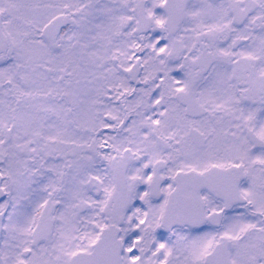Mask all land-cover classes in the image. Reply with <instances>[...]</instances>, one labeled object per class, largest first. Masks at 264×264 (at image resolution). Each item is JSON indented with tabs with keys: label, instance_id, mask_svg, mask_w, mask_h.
Here are the masks:
<instances>
[{
	"label": "snow or ice",
	"instance_id": "1",
	"mask_svg": "<svg viewBox=\"0 0 264 264\" xmlns=\"http://www.w3.org/2000/svg\"><path fill=\"white\" fill-rule=\"evenodd\" d=\"M0 264H264V0H0Z\"/></svg>",
	"mask_w": 264,
	"mask_h": 264
}]
</instances>
